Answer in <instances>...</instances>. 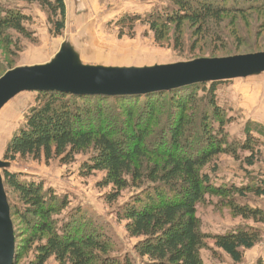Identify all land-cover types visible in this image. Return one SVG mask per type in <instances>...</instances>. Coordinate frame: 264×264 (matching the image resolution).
<instances>
[{"label": "trees", "instance_id": "16d2710c", "mask_svg": "<svg viewBox=\"0 0 264 264\" xmlns=\"http://www.w3.org/2000/svg\"><path fill=\"white\" fill-rule=\"evenodd\" d=\"M22 1L45 12L52 36L63 34L65 0ZM159 4L144 16L122 17L117 26L131 30L137 23L146 25L161 46L172 36L178 51L184 49L187 27L197 42H216L226 50L234 41L238 51L246 48L242 22L250 21L251 13L264 15V0ZM32 22L24 10L0 1V47L10 60V65L0 61V77L16 68L22 38L39 43L27 26ZM221 84L136 96L37 92V103L8 143L3 161L45 158L70 165L87 157L81 176L104 174L98 187L109 189L105 201L125 221L127 236L136 240L134 253L146 264H204L202 252L209 247L242 264L245 252L264 239V206L259 203L264 171L255 170L264 168V126L249 121L242 137L231 140L228 129L235 118L219 104ZM224 156L237 166L235 172ZM2 175L16 238L14 264H136L131 253L124 254L119 243L93 227L81 208L70 207L67 195L9 168ZM208 206L226 209L243 223L225 233H206L199 209ZM15 220L25 230L22 237Z\"/></svg>", "mask_w": 264, "mask_h": 264}, {"label": "rangeland", "instance_id": "374dc122", "mask_svg": "<svg viewBox=\"0 0 264 264\" xmlns=\"http://www.w3.org/2000/svg\"><path fill=\"white\" fill-rule=\"evenodd\" d=\"M0 1L22 9L31 16L33 22L27 26L36 32L35 37L39 40L38 44H34L22 38L23 48L15 58L16 68L47 64L55 59L64 47L72 48L83 65L114 68H144L264 52L263 14L251 13L253 17L250 21L242 22L246 34V39L242 41L246 47L243 50L237 51L234 41L232 47L226 50L216 42L203 40L197 42L193 36L194 31L185 27L184 49L178 51L172 46V36L161 46L146 25L137 23L131 30H122L117 26L122 17L144 16L151 12L156 5H160L159 0H65L66 28L59 37L50 34L51 25L45 12L37 4H28L22 0ZM227 29L230 33L234 31L231 25H227ZM212 51L219 52L213 54ZM3 60L6 65H10L6 51L0 47V61ZM207 87L209 89L210 85ZM37 96V92L22 93L0 111V160H3L6 147L14 134L23 126L26 114L36 105ZM218 97L220 106L226 107L231 117L235 118V122L229 125L228 129L231 140L242 137V129L249 121L264 126V73L222 82ZM166 119L167 116L163 115V121ZM108 128L115 129L112 126ZM226 158L227 166L231 165L230 170L235 172L237 166L231 163L230 156H224V160ZM87 159L85 156H79L75 163L62 165L57 159L48 161L45 158L41 160L28 158L9 163V170L22 173L25 180L44 183L47 189L51 188L62 195H67L70 198V207L81 208L86 217L91 219L93 227L101 228L119 243L124 254L131 253L136 264H146V259H140L134 253L136 240L127 236L125 221L120 222L115 210L105 201V194L109 189L98 187L104 174L94 173L87 178L81 176V166ZM261 169L264 168L255 170L264 171ZM234 172L230 171L231 175L234 176ZM128 197L129 195L121 201ZM259 201L264 206V198ZM199 216L202 219L203 230L211 234L225 233L243 223L242 219L234 218L228 210H218L213 206L201 207ZM15 224L19 236L22 237L24 228L17 220ZM209 245H213L212 241H209ZM218 256L210 251V247L202 252L204 264H234L229 258ZM259 258L264 260V239L256 247L245 252V261L242 264H256ZM54 263L52 261L49 264Z\"/></svg>", "mask_w": 264, "mask_h": 264}, {"label": "water", "instance_id": "95a60500", "mask_svg": "<svg viewBox=\"0 0 264 264\" xmlns=\"http://www.w3.org/2000/svg\"><path fill=\"white\" fill-rule=\"evenodd\" d=\"M264 73V52L227 58L198 59L144 68L83 65L64 47L44 65L19 67L0 78V111L26 92L57 91L79 96H136L209 82H226ZM0 160V264H14L16 238Z\"/></svg>", "mask_w": 264, "mask_h": 264}]
</instances>
